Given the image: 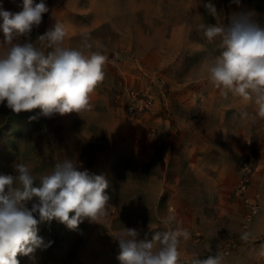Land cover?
<instances>
[{"label":"rangeland","instance_id":"1","mask_svg":"<svg viewBox=\"0 0 264 264\" xmlns=\"http://www.w3.org/2000/svg\"><path fill=\"white\" fill-rule=\"evenodd\" d=\"M41 2L49 8L42 23L18 41L47 53L38 38L57 24L68 33L66 47L80 48L90 33L92 48L84 52L107 57L104 80L81 113L17 114L0 104V176L17 175L20 163L39 176L70 160L105 177L109 214L76 230L56 220L39 223L37 235L52 244L31 257L18 254L20 264H120L114 238L124 228L137 229L141 240L187 231L178 264L209 256L222 257L220 264H264V118L253 100L225 97L208 80L206 66L222 49L220 38L209 42L200 27L227 26L242 13L264 27V0H32ZM0 6L15 14L24 0ZM131 89L154 96L150 111L127 114ZM248 141L255 163L248 194L260 209L247 227V205L234 191ZM168 215L175 217L171 226L163 223Z\"/></svg>","mask_w":264,"mask_h":264},{"label":"clouds","instance_id":"2","mask_svg":"<svg viewBox=\"0 0 264 264\" xmlns=\"http://www.w3.org/2000/svg\"><path fill=\"white\" fill-rule=\"evenodd\" d=\"M215 15V7L205 5ZM49 8L41 2L33 6L24 0L23 10L12 13L0 6V30L4 49L0 54V104L14 113L40 109L44 116L81 113L90 107V95L104 80L107 57L91 49L90 33H84L80 48L65 46L68 33L57 24L38 39L51 49L47 53L25 40L42 23ZM212 42L220 38L219 56L205 69L208 80L225 97L229 93L253 100L257 115L264 118V27L250 13L234 16L225 26L200 25ZM16 40L17 42H14ZM201 75L197 73V77ZM243 115L247 116V113ZM34 119V117H32ZM17 175L0 176V264H20L19 255L32 256L37 249H47L52 241L37 235V226L56 220L76 230L85 220L100 222L109 214L108 182L103 175L78 170L70 160L57 163L47 174L36 176L24 163L15 166ZM39 179L40 185L34 186ZM29 202L31 207H28ZM175 217L168 215V226ZM140 232L124 228L118 241L120 264H178L180 238H189L182 229L157 231L151 240L139 239ZM191 264H219L217 257L193 259Z\"/></svg>","mask_w":264,"mask_h":264},{"label":"built area","instance_id":"3","mask_svg":"<svg viewBox=\"0 0 264 264\" xmlns=\"http://www.w3.org/2000/svg\"><path fill=\"white\" fill-rule=\"evenodd\" d=\"M155 104L154 96L145 91H138L135 89L128 90L127 98L124 101V108L128 115L137 117L147 113L152 109ZM248 154L243 159L240 166V178L238 185L235 188V195L241 198L247 205V211L245 213V226H251L254 222L256 215L259 212L260 205L255 198H252L248 194L249 185L251 182L252 175L255 170V163L251 157L250 141H248ZM227 249L221 252V255H228ZM222 257H219L220 260ZM220 264V263H219Z\"/></svg>","mask_w":264,"mask_h":264}]
</instances>
